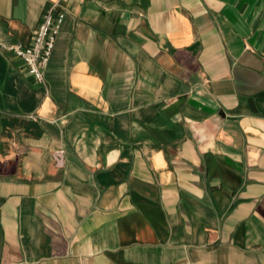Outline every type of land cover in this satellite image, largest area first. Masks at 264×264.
Instances as JSON below:
<instances>
[{
    "label": "crops",
    "instance_id": "obj_1",
    "mask_svg": "<svg viewBox=\"0 0 264 264\" xmlns=\"http://www.w3.org/2000/svg\"><path fill=\"white\" fill-rule=\"evenodd\" d=\"M0 264H264V0H0Z\"/></svg>",
    "mask_w": 264,
    "mask_h": 264
},
{
    "label": "built area",
    "instance_id": "obj_2",
    "mask_svg": "<svg viewBox=\"0 0 264 264\" xmlns=\"http://www.w3.org/2000/svg\"><path fill=\"white\" fill-rule=\"evenodd\" d=\"M66 13L55 5L46 10L29 46L14 45L8 50L20 58L37 83L45 81V71L51 61Z\"/></svg>",
    "mask_w": 264,
    "mask_h": 264
}]
</instances>
